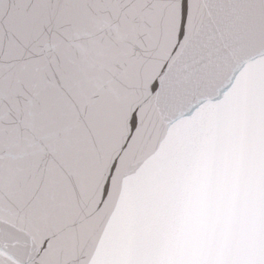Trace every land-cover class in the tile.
Wrapping results in <instances>:
<instances>
[{
    "label": "snow or ice",
    "instance_id": "obj_1",
    "mask_svg": "<svg viewBox=\"0 0 264 264\" xmlns=\"http://www.w3.org/2000/svg\"><path fill=\"white\" fill-rule=\"evenodd\" d=\"M264 67V0H0V264H97L130 173Z\"/></svg>",
    "mask_w": 264,
    "mask_h": 264
},
{
    "label": "water",
    "instance_id": "obj_2",
    "mask_svg": "<svg viewBox=\"0 0 264 264\" xmlns=\"http://www.w3.org/2000/svg\"><path fill=\"white\" fill-rule=\"evenodd\" d=\"M97 264H264V67L182 121L129 174Z\"/></svg>",
    "mask_w": 264,
    "mask_h": 264
}]
</instances>
